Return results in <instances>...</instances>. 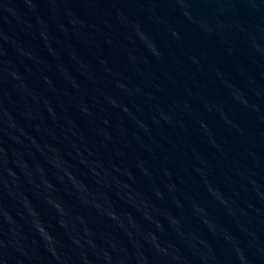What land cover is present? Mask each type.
<instances>
[{
  "label": "water",
  "instance_id": "1",
  "mask_svg": "<svg viewBox=\"0 0 264 264\" xmlns=\"http://www.w3.org/2000/svg\"><path fill=\"white\" fill-rule=\"evenodd\" d=\"M0 264H264V0H0Z\"/></svg>",
  "mask_w": 264,
  "mask_h": 264
}]
</instances>
